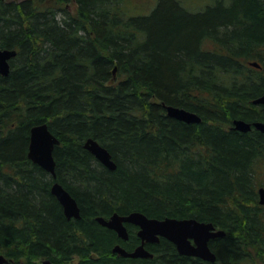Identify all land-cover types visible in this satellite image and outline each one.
I'll list each match as a JSON object with an SVG mask.
<instances>
[{
	"label": "trees",
	"instance_id": "trees-1",
	"mask_svg": "<svg viewBox=\"0 0 264 264\" xmlns=\"http://www.w3.org/2000/svg\"><path fill=\"white\" fill-rule=\"evenodd\" d=\"M145 4V7L142 5ZM0 254L7 264H264V0H0ZM249 62L260 66L255 68ZM164 105L197 114L198 124ZM59 140L56 178L27 158L29 131ZM92 138L116 165H101ZM77 202L68 220L51 194ZM138 212L194 218L226 232L215 262L160 238L151 259L113 254L140 244L95 220Z\"/></svg>",
	"mask_w": 264,
	"mask_h": 264
},
{
	"label": "water",
	"instance_id": "water-1",
	"mask_svg": "<svg viewBox=\"0 0 264 264\" xmlns=\"http://www.w3.org/2000/svg\"><path fill=\"white\" fill-rule=\"evenodd\" d=\"M16 56L15 50H0V75L7 76L10 70V60ZM255 68L260 66L256 62H249ZM254 105H264V95L252 101ZM167 115L173 119L186 124H198L201 118L188 110L172 106H165ZM255 129L264 134V122H254L252 124L243 120H233L232 129L247 133ZM59 145V140L49 131L47 124L33 126L29 131V145L27 158L34 164L45 170L53 179L55 174V161L53 151ZM87 150L101 165L109 170H115L116 165L111 159L109 152L100 146L93 139H88L84 143ZM51 194L61 205L64 216L70 219L80 218V209L75 199L58 183L51 186ZM258 203L264 206V188L257 190ZM96 221L103 227L116 233L122 241L128 240L126 224L138 228L136 233L140 244L133 251H126L120 245L112 248V253L123 258L130 259H151L153 255L146 250L145 244H156L163 238L175 246L176 251L186 257L199 258L206 262H215L216 256L208 246L210 239L223 237L222 231L215 232L211 223L199 222L196 219H176L148 218L145 215L132 212L128 215L113 214L108 220L96 218ZM8 260L0 254V264H7ZM48 262H44L47 264Z\"/></svg>",
	"mask_w": 264,
	"mask_h": 264
},
{
	"label": "bare ground",
	"instance_id": "bare-ground-1",
	"mask_svg": "<svg viewBox=\"0 0 264 264\" xmlns=\"http://www.w3.org/2000/svg\"><path fill=\"white\" fill-rule=\"evenodd\" d=\"M262 95H264V94H262ZM261 95V96H262ZM261 96H259V97H261ZM259 97H257V98H259ZM257 98H255V99H257ZM255 99H253V100H255ZM252 100V101H253ZM252 103V102H251ZM254 105V104H253ZM165 106H167V105H164V109H165ZM256 106H258V105H256ZM172 107H176V106H172ZM177 108H180V107H177ZM165 112H166V109H165ZM166 115H167V112H166ZM256 122H258V121H256ZM254 123V122H253ZM231 125H232V122H231ZM88 139H92V138H87L86 140H88ZM86 140L84 141V143L86 142ZM95 141V140H94ZM84 143H83V146H84ZM84 148V147H83ZM28 152V151H27ZM260 187H258L257 188V190L259 189ZM264 188V187H263ZM259 204V203H258ZM261 206V205H260ZM264 207V206H263ZM116 212H114V213H112L110 216H108L107 218H105V217H102V216H98V217H96V218H103V219H105V220H108L113 214H115ZM117 214V213H116ZM96 218H95V220H96ZM184 219H194V218H183V219H180V220H184ZM198 221V220H197ZM200 222V221H199ZM99 224V223H98ZM100 225V224H99ZM213 227H214V231L215 232H218V231H222L225 235H226V232L224 231V230H222V229H218V228H216L214 225H213ZM137 228V227H136ZM138 230V229H137ZM224 235V236H225ZM223 236V237H224ZM219 238H222V237H219ZM215 239H218V238H215ZM212 240H214V239H210L209 241H208V246H209V244H210V242L212 241ZM210 248V247H209ZM211 250V249H210ZM178 253V252H177ZM213 254H214V252H212ZM179 254V253H178ZM215 255V254H214ZM216 256V255H215ZM197 259H199V258H197ZM201 260V259H200Z\"/></svg>",
	"mask_w": 264,
	"mask_h": 264
},
{
	"label": "rangeland",
	"instance_id": "rangeland-1",
	"mask_svg": "<svg viewBox=\"0 0 264 264\" xmlns=\"http://www.w3.org/2000/svg\"><path fill=\"white\" fill-rule=\"evenodd\" d=\"M18 1H20V0H18ZM142 7H145V4H143ZM261 179H264V176H262ZM258 264H259V263H258Z\"/></svg>",
	"mask_w": 264,
	"mask_h": 264
}]
</instances>
